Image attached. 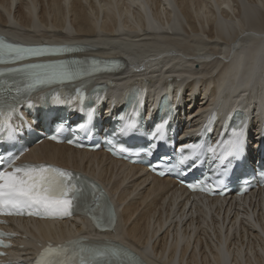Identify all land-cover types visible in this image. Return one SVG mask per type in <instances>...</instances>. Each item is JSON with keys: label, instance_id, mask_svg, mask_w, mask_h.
Returning <instances> with one entry per match:
<instances>
[{"label": "bare ground", "instance_id": "1", "mask_svg": "<svg viewBox=\"0 0 264 264\" xmlns=\"http://www.w3.org/2000/svg\"><path fill=\"white\" fill-rule=\"evenodd\" d=\"M0 35L85 48L79 59L122 60L125 69L115 76L111 99L123 97L126 83L142 75H130L137 69L151 79L150 102L159 94L160 76L179 77L174 94H181L178 105L187 116L185 135L213 109L252 111L254 123L264 126V0H0ZM27 157L95 178L119 209L118 224L107 234L94 233L82 217L59 223L9 220L33 238L80 237L138 254L148 264H264V190L249 203L198 198L188 209L191 196L175 180L103 151L43 141ZM27 251L20 256L35 248Z\"/></svg>", "mask_w": 264, "mask_h": 264}, {"label": "snow or ice", "instance_id": "2", "mask_svg": "<svg viewBox=\"0 0 264 264\" xmlns=\"http://www.w3.org/2000/svg\"><path fill=\"white\" fill-rule=\"evenodd\" d=\"M64 50V48L55 49V51ZM44 51L47 49L23 47L0 40V63L5 62L3 59L5 53L9 54L13 61H19L29 54L39 55ZM37 69L40 71H36ZM7 72L26 74L28 80L33 82L27 84L30 89L44 85L69 83L82 75V72L67 64H32L8 69ZM0 75H4V72L0 71ZM18 104L19 101L14 94L6 96L0 92V133L7 132L9 140L16 138V127L13 120L18 114ZM131 127L127 125L122 128L121 134L127 133ZM84 128V124L78 125L79 130H84ZM59 130H62V126ZM151 136L153 140L163 141L164 124L156 126ZM52 138L56 139L55 136ZM157 146L156 143L149 145L153 149ZM243 147L244 128L238 126L232 128L230 137L218 142L215 146H208L207 152L215 155L219 150L220 158L228 160L230 164L232 159L243 158ZM203 148L204 145L198 144L188 146L181 151L176 163L181 166L187 164L190 159L198 157ZM189 150L191 155L185 154ZM120 151L125 152L127 149L122 147ZM18 159V156L8 155L5 161V156L0 154V215L65 217L72 215L74 210L88 213V199L85 194L87 181L84 178L70 171L48 165H18L16 163ZM162 159H167V157ZM224 167L227 171V165ZM92 187L96 186L93 184ZM189 187L195 189V185H189ZM95 207H99V204ZM114 225L113 214L108 218L107 227H114ZM97 226L104 227L100 222H97ZM3 235L0 232V237ZM124 255L126 253L118 248H89L82 241L73 240L56 247L48 246L40 254L37 264H77V261L78 264H100L101 261L103 264H116V261ZM108 257L114 259H108ZM130 264H140V262L131 261Z\"/></svg>", "mask_w": 264, "mask_h": 264}, {"label": "rangeland", "instance_id": "3", "mask_svg": "<svg viewBox=\"0 0 264 264\" xmlns=\"http://www.w3.org/2000/svg\"><path fill=\"white\" fill-rule=\"evenodd\" d=\"M128 73V72H127ZM189 113V112H188Z\"/></svg>", "mask_w": 264, "mask_h": 264}]
</instances>
